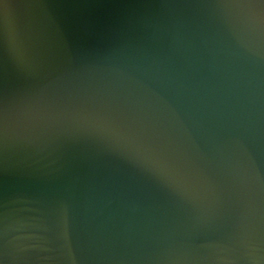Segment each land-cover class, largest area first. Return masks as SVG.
I'll return each instance as SVG.
<instances>
[{"label": "water", "instance_id": "1", "mask_svg": "<svg viewBox=\"0 0 264 264\" xmlns=\"http://www.w3.org/2000/svg\"><path fill=\"white\" fill-rule=\"evenodd\" d=\"M257 12L0 0V264H264Z\"/></svg>", "mask_w": 264, "mask_h": 264}, {"label": "snow or ice", "instance_id": "2", "mask_svg": "<svg viewBox=\"0 0 264 264\" xmlns=\"http://www.w3.org/2000/svg\"><path fill=\"white\" fill-rule=\"evenodd\" d=\"M63 239L65 241V245L68 246V248H69L65 264H77V261H76V259L74 258V256L72 255V252H71V248H70V245H69V242H68L67 233L64 234Z\"/></svg>", "mask_w": 264, "mask_h": 264}, {"label": "clouds", "instance_id": "3", "mask_svg": "<svg viewBox=\"0 0 264 264\" xmlns=\"http://www.w3.org/2000/svg\"><path fill=\"white\" fill-rule=\"evenodd\" d=\"M250 7H257V6L256 5H250ZM256 16H257V18H264V16H262V14L259 12L256 13Z\"/></svg>", "mask_w": 264, "mask_h": 264}]
</instances>
